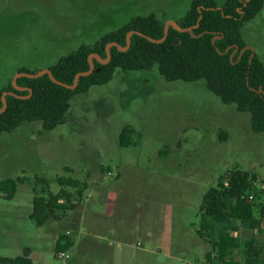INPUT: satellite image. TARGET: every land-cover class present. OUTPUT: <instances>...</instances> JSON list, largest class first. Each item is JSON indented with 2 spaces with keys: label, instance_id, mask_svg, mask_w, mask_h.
I'll return each instance as SVG.
<instances>
[{
  "label": "rangeland",
  "instance_id": "374dc122",
  "mask_svg": "<svg viewBox=\"0 0 264 264\" xmlns=\"http://www.w3.org/2000/svg\"><path fill=\"white\" fill-rule=\"evenodd\" d=\"M190 3L0 0V90L19 69H47L135 16L175 23ZM241 32L264 64V6ZM123 128L128 145L119 141ZM234 168L253 174L263 198L264 131H252L248 113L222 103L203 79L166 81L156 66L117 68L109 82L73 95L55 128L43 131L34 121L0 133V181L23 178L11 199L0 194V256L31 264L205 263V253L215 252L197 234L202 196ZM59 176L81 185L64 186L69 201L38 226L32 199L47 188L57 192ZM231 225L239 246L229 258L243 264L250 233ZM61 236L73 241L59 251L66 259L55 251Z\"/></svg>",
  "mask_w": 264,
  "mask_h": 264
},
{
  "label": "trees",
  "instance_id": "16d2710c",
  "mask_svg": "<svg viewBox=\"0 0 264 264\" xmlns=\"http://www.w3.org/2000/svg\"><path fill=\"white\" fill-rule=\"evenodd\" d=\"M263 6L264 0H225L222 6H217L214 0H191L188 11L175 22L179 29L190 28V31L169 26L162 41H150L146 37L160 40L164 36V24L153 13L135 16L93 44L80 45L49 67L55 79L73 85L76 75L88 71L91 62L93 70L87 75L78 76L74 89L54 83L45 73L35 78H17L16 86L23 89H16L9 83L0 90V93H13L7 94L4 101L0 99V109L5 105L0 112V133L10 132L23 123L34 121L41 123L43 131L51 130L63 121L73 95L86 92L93 85L109 82L117 68L146 71L153 66L166 81L192 82L203 79L206 88L222 103L234 104L237 111L250 115L253 132H262L264 64L255 51L246 48L240 54V49L246 46L241 32L244 24L251 21ZM131 31L143 35L131 34L127 46V34ZM112 42L117 46L109 47V59L105 61L106 46ZM118 46L126 49L120 50ZM229 46L231 48L227 49ZM235 46L239 49L230 59ZM92 54L95 56L92 57ZM18 72L33 73L25 68ZM126 134L127 130L123 128L119 138L122 145L129 144L125 139ZM253 178L249 171L234 168L203 194L197 234L215 254L206 252V262L202 264H238L235 259L229 258L239 246L234 235L236 228L231 225L235 221L250 233L242 242L245 254L243 264H264V239L258 241L259 237L253 233L254 230L261 231L264 196L262 198V191L253 187ZM56 179L60 186L57 192L53 193L47 188L44 196L34 195L32 199L30 219L37 225L55 216V211H62L60 201H69L70 194L64 186L77 188L81 185L78 180L69 177L59 176ZM22 180L20 177L1 180L0 194L4 193V198L11 199L17 183ZM42 182L46 183L45 180ZM228 226L229 230L226 228ZM72 245L73 241L68 236H61L55 251H65ZM0 263L31 264V261L24 256H0Z\"/></svg>",
  "mask_w": 264,
  "mask_h": 264
},
{
  "label": "water",
  "instance_id": "95a60500",
  "mask_svg": "<svg viewBox=\"0 0 264 264\" xmlns=\"http://www.w3.org/2000/svg\"><path fill=\"white\" fill-rule=\"evenodd\" d=\"M169 26H171V27H173V28H177V29H179V27L177 26L176 23H174L173 21H167V22L164 24V27H163L164 36H163L162 39H160V40H154V39H152V38H150V37H148V36H146V37H147L150 41H162V40L166 37V35H167V30H168V27H169ZM179 30H181V31H190V28L179 29ZM133 33H136V34H139V35H143L142 33L137 32V31H131V32H129V33L127 34V46L129 45V36H130L131 34H133ZM110 46H117V44H116L115 42H112V43H109V44L106 46V50H107V58L105 59V61H107V60L109 59V52H108V49H109ZM229 48H231V46H229L227 49H229ZM246 48H249V49L252 50V52H254V49H253L252 47L246 45V46H244L243 48L240 49V54H241ZM118 49H120V50H124V49H126V47H125V48H121L120 46H118ZM227 49H226V50H227ZM238 49H239L238 46H235V47H234V50H233L232 53L230 54V59H232L233 54H234ZM217 51L220 52L219 49H217ZM220 53H221V52H220ZM222 53H224V52H222ZM91 56L94 57L95 54H92ZM92 70H93V64L90 62L89 70L86 71V72H80V73H78V74L76 75L75 79H74V83H73V85H67V84H65V83H63V82L58 81L57 79H55V78L53 77V75H52V73H51V70H50L49 68L39 70L38 72H35V73L17 72V73L14 75V77L12 78L11 83H12V85H13L16 89H23V88H20V87L16 86L15 81H16L17 78H19V77L35 78V77H39V76H41L42 74H45V73H46V74H48L49 78H50L54 83L59 84V85H62V86H65V87L70 88V89H74L75 86H76V84H77L78 76H80V75H87V74L91 73ZM7 94H13V93L8 92V91H2V92L0 93V99H1L2 101H4V98H5V96H6ZM30 94H31V91H29V95H30ZM29 95H28V96H29ZM19 97H23V96H19ZM26 97H27V96H26ZM4 108H5V105H3V107L0 109V112H1Z\"/></svg>",
  "mask_w": 264,
  "mask_h": 264
},
{
  "label": "built area",
  "instance_id": "2783aa9c",
  "mask_svg": "<svg viewBox=\"0 0 264 264\" xmlns=\"http://www.w3.org/2000/svg\"><path fill=\"white\" fill-rule=\"evenodd\" d=\"M249 198H251V196ZM260 230L262 231V235H264V220L262 222ZM255 231H257V230H255ZM59 258H65L66 259V258H68V255L65 252H59Z\"/></svg>",
  "mask_w": 264,
  "mask_h": 264
},
{
  "label": "crops",
  "instance_id": "0c3cea01",
  "mask_svg": "<svg viewBox=\"0 0 264 264\" xmlns=\"http://www.w3.org/2000/svg\"><path fill=\"white\" fill-rule=\"evenodd\" d=\"M89 185H87V187H88ZM90 196H91V194H89ZM97 195L99 196V197H101V199H102V196L104 197V193H103V191L101 190V189H98V191H97ZM93 213H95V214H97L98 212H96L95 210H94V212ZM39 226V225H38ZM255 231V230H254Z\"/></svg>",
  "mask_w": 264,
  "mask_h": 264
}]
</instances>
